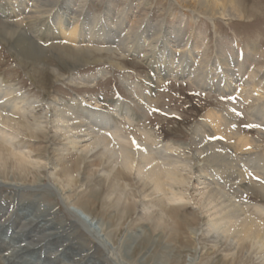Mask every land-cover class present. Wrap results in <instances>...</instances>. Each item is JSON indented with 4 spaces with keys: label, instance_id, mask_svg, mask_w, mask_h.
<instances>
[{
    "label": "rangeland",
    "instance_id": "1",
    "mask_svg": "<svg viewBox=\"0 0 264 264\" xmlns=\"http://www.w3.org/2000/svg\"><path fill=\"white\" fill-rule=\"evenodd\" d=\"M75 2L77 10L78 6L85 8L84 11L89 19H98L94 21L97 25L102 26L105 23L113 29L116 28L113 24H118L120 18L127 17L124 13L127 9H131L132 13L128 17L129 25L124 34L128 33L130 25L139 27L141 30L135 31L136 38L142 39L146 44L153 43L154 47H159V43L163 45L169 40L168 46L173 53H178L182 49L175 45L176 38L179 40L181 37L186 40L192 35H201L207 52L204 58L215 65L221 57L218 55L219 52H222L225 58L232 57L235 67L237 64L243 69L242 81L237 84L238 88L233 92L223 88L218 90L211 86L204 87L206 89L197 88L188 82L190 77L181 79L166 77L157 84L155 65H148L147 61L137 54L121 58L108 51H94L92 56L68 52L76 46L74 43L76 39L68 37L70 31L65 30L56 42L67 44L68 51L59 52L42 43V51L34 49L30 55L21 54L17 48L19 35L7 34L2 27H0V78L18 88L28 98L42 101L44 104L61 105L64 101L70 102L76 99L94 108L96 107L94 103L97 101L102 110L108 111L114 108L116 102H124L139 120L136 124L138 130L148 132L155 144L147 139L146 142L156 150L161 149V146L175 145L183 149L191 148L193 156L199 155L203 144H198L194 140V131L201 130L202 135H207L209 130L205 124H208L211 130L220 128L217 124H211L212 118L214 122L218 117L220 120L223 119L222 125L231 120L223 129V133L214 136L211 140L224 142L230 147L231 155L241 161L238 163L240 170L249 172L251 178L257 177L255 187L239 192L241 179H238V183H234L227 179V174L222 177L223 173L218 175L213 169H206V172L220 184L229 197H235L236 201L243 203L249 211L248 214L256 216L258 223L264 225V217L257 216L255 212V209H264V187L259 186L263 185L264 175L255 169V165L260 161L259 157L264 160V132H261L259 127V123L264 124V120L260 118L258 125L256 124L257 120L252 117L256 116L253 113L256 104L251 102L247 95V90L255 86V83L248 79V73L257 66L264 67V0H235L237 7L243 13L242 19L233 16L232 0L210 2L208 7H201L196 4V0L191 2L75 0ZM3 3L4 1L0 0V5ZM69 4L70 0H51L48 9L52 13H63L67 12ZM190 9L195 11V14L191 13ZM208 18L213 21H209ZM191 19L195 21L189 26ZM81 23L82 20L79 21V25ZM178 27H182L180 35L177 32ZM99 47L109 49L107 44ZM145 50L148 52L150 48ZM198 51L202 52V49ZM247 56L249 64L246 63ZM158 59H162V56L158 55L156 61ZM85 62L89 63L85 65ZM172 68L174 69L175 65ZM246 82H249V85H246ZM136 83L140 86L137 90L140 96L147 97L151 94L156 100V110L144 109V105L138 106L136 100L130 97L126 85H136ZM118 122L126 124L122 119H118ZM127 127L131 130L134 139L143 140L137 128L133 129L134 127L128 125ZM37 135L40 137L36 136L32 139L21 137L23 141L20 145L17 141L16 148L31 150L30 152H34V156L37 155L36 158L44 163H53L55 159L63 157V142L52 128L48 133L37 132ZM253 140L260 141L259 149L242 147L243 142ZM245 159H249L251 163L246 164ZM65 160L69 164L78 162V166L82 163L81 159L77 160V156H70ZM4 161L0 164V188L19 185L22 190L0 193V206H6L0 213V224L8 223L19 211V200L22 202L30 199L35 202L38 201L36 199L42 200L41 208L46 206V210L56 214L48 218L55 225V229L49 232L64 238L61 239L60 247H52L46 255H43L48 262L51 260L52 263L48 264H160V261H157L160 254L153 256V253L166 245L168 235L165 233L166 236L159 239V234L164 230L151 223V219L143 211L137 199L136 206L133 204L131 210H123L124 200L118 208H111V204L118 201L117 196L111 195L112 199H109L110 190L106 187L105 191H100L96 195V198L91 197L88 190L89 187H93L94 182L84 187L65 188L64 191H60L62 198L53 186L55 181L51 175L44 173L42 169L27 168L8 157L6 152ZM196 167L199 168V164ZM184 172L187 173L188 170ZM194 182L190 186L180 188L184 194L193 199L192 210L188 209L184 213L186 216L199 214L193 203L199 200L197 190H202L203 186ZM35 184H38L40 189H36ZM131 184L137 186L138 181L131 177ZM127 191L130 193L132 188H127L125 192ZM30 194L35 196L31 198ZM154 198L155 196L150 199ZM89 199L88 204L80 205L82 201ZM150 199L146 200V203ZM10 202L13 204L8 208ZM201 217L200 221L205 219L204 216ZM195 228V234L186 230L179 231L178 252L180 253L176 264H190L192 256L195 258V264H258L253 257L248 258L246 253H235V250L231 252L228 245L223 242H220L221 246L216 247L213 237L206 233V228L202 225ZM22 230H28L23 222L18 223L14 228L15 233H20ZM91 231L96 234L92 235ZM100 233L101 236H106L99 240L95 235ZM63 241L66 243H62ZM104 244L114 248V251L110 253ZM72 247L78 249L74 260L59 259L67 248ZM234 254L235 257L231 258ZM4 255L5 253L0 255V264H7L4 262Z\"/></svg>",
    "mask_w": 264,
    "mask_h": 264
},
{
    "label": "bare ground",
    "instance_id": "2",
    "mask_svg": "<svg viewBox=\"0 0 264 264\" xmlns=\"http://www.w3.org/2000/svg\"><path fill=\"white\" fill-rule=\"evenodd\" d=\"M3 1L4 3L0 5V27L7 34L17 33L19 35L17 48L21 54L30 55L34 49L42 51V43L59 52L68 51L67 44L56 42L65 30L70 31L68 37L76 39L74 42L76 46L68 52L78 55L91 54L92 56L94 51H108L121 58L137 54L144 58L148 65H155L157 84H160L166 77L174 79L190 77L188 82L197 88L206 89L211 86L218 90L223 88L233 92L237 90V84L243 78L241 77L243 69L237 64V68L235 67L232 57L225 58L223 53L219 52L218 55L221 57L215 65L204 58L207 52L201 35L195 34L186 40L181 37L179 40L176 38L175 45L182 49L178 53H173L168 46L169 40H166L163 45L159 43V47H154L153 43L146 44L142 39L136 38L137 32L135 31L136 29L141 30L139 27L130 25L128 33L124 34L129 25L128 17L132 13L131 9L125 11L124 14L127 17H122L118 24H113L116 27L113 29L109 24L97 25L94 22L98 20L97 18L89 19L84 11L85 8L78 6L77 10L75 0H70L67 12L58 14L48 9L51 0ZM186 1L191 2L192 0ZM219 1L196 0V4L208 7L210 2ZM232 5L233 16L242 19L243 13L237 7L235 0H232ZM217 7L221 6L217 5ZM190 12L195 14V11L191 9ZM80 20H82L81 25H79ZM208 20L213 21L209 18ZM194 21L191 19L189 26ZM177 32L180 35L182 27H178ZM103 44H107L109 49L99 47ZM145 48H150V50L144 51ZM200 48L202 52H197ZM158 55H161L162 59L156 61ZM87 63L89 62H85V65ZM246 63L249 64L248 56ZM247 77L255 83V86L247 90V95L251 102L256 104L253 111L256 116L252 117L257 120L258 125L260 118L264 120V67L252 68ZM246 85H249V82H246ZM126 88L138 106L144 105V109H157L156 100L151 97V94L147 97L139 95L137 90L140 86L137 83L126 85ZM219 93L224 92L219 91ZM94 105L96 107L93 108L84 101L76 99L70 102L64 101L61 105L44 104L42 101L28 98L18 88L0 78V164L5 162L6 152L8 157L27 168L42 169L44 173L51 175L55 181L53 186L62 198L61 192L65 188L84 187L94 182L93 187H89L88 190L91 197L96 198V195L100 191H105L106 187L110 190L109 199H112L113 195L117 196L118 201L111 204V208H118L124 200L123 210H131L137 199L143 211L151 219V223L164 230L159 234V239L168 235L166 245L153 253V256L160 254L157 260L160 264H176L180 253L178 252L179 231L186 230L195 234L194 229L199 225L206 228V233L213 237L216 247L221 246L219 244L223 242L228 245L231 252L235 250V253H246L248 258L253 257L258 264H264L263 223L259 224L256 216L248 214L249 211L243 203L236 201L235 197H229L220 184L216 183L213 177L206 172V169H213L218 175L223 173L222 177L227 174V179L234 183H238V179H241L242 185L239 186V192L255 187L257 177L251 178L249 172L240 170L238 163L241 161L231 155L230 147H227L224 142L211 140L214 136L223 133V129L230 124L231 120L222 125L223 119L220 120L218 117L214 122L212 118L211 124H217L220 128L211 130L209 125L205 124L209 130L207 135H202L201 130L194 131V140L198 144H203V147L199 150V155L193 156L191 148L183 149L175 145L161 146L158 150L153 149L146 142L147 140L152 142L148 132L138 130L136 124L139 120L124 102H116L114 108L108 111L102 110L97 101ZM118 119L124 120L126 124L119 123ZM127 125L134 127L133 129L137 128L143 140L134 139ZM259 127L260 131L264 132V124L259 123ZM50 128L63 142L61 159H55L53 163L51 162L52 164L44 163L36 158L37 155L34 156L31 150L24 151L16 148L17 141H19L18 145L23 141L21 137L31 139L36 136L40 137L37 132L45 134ZM259 142V140L243 142L242 147L250 146L251 149H259ZM244 153L247 154L246 151ZM70 156H77V160L81 159L82 163L79 166L78 162L69 164L65 159ZM259 159L257 164L255 162L253 164H256V171L264 175V160H261V157ZM244 161L247 162L246 164L251 163L249 159ZM197 164L201 169L196 167ZM185 170L188 172H184ZM131 177L138 181L137 186L131 184ZM193 181L203 186L202 190H197L199 200L193 203L199 214L186 216L184 213L188 209L192 210L193 199L184 194L180 188L190 186ZM262 182L263 185L259 186L264 187V180ZM35 185L36 189H40L38 184ZM127 188H132L134 192H125ZM0 189V193L7 191L14 193L22 190L19 185H10ZM30 196L32 198L35 195L30 194ZM154 196L155 198L151 200L150 198ZM148 199L150 201L146 203ZM31 200L33 199L25 202L19 200V211L8 223L0 224V255L5 253L4 262L7 264L52 263L51 260L48 262L43 255H46L52 247L61 245L63 237L49 232L55 229V225L48 218L56 214L46 210V206L41 208L42 200L36 199L38 200L36 202ZM89 201L90 199L84 200L80 205L85 206ZM12 204L10 202L8 208ZM4 207L6 208L4 205L0 206V213ZM262 210L255 209L257 216L264 217ZM201 215L205 217L202 221L199 220L202 218ZM22 222L28 230L15 233L14 228ZM194 224L195 227H193ZM93 233L96 234L91 231L92 235ZM105 236H101L100 233V235H95V238L100 240ZM104 245L110 253L114 251V248L112 249L107 244ZM77 250L74 247L67 248L59 259L72 261ZM234 257L235 254L231 258ZM192 258L190 264H195V258L193 256Z\"/></svg>",
    "mask_w": 264,
    "mask_h": 264
}]
</instances>
